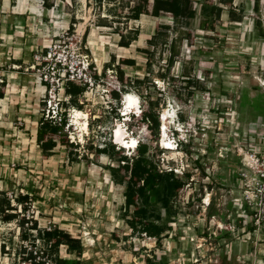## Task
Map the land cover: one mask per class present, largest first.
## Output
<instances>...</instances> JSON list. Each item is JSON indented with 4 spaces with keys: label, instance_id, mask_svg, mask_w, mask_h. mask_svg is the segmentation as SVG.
<instances>
[{
    "label": "rangeland",
    "instance_id": "obj_1",
    "mask_svg": "<svg viewBox=\"0 0 264 264\" xmlns=\"http://www.w3.org/2000/svg\"><path fill=\"white\" fill-rule=\"evenodd\" d=\"M46 1L53 7L47 9L43 0H0V42H2L0 43L2 44L0 45V58L4 60L0 65L1 71L20 70L30 73L26 69L32 63L13 69V65L8 60L14 56V47L7 43L4 44L2 41L15 40L14 37L10 36L15 35L16 38L23 27L28 30L30 26L36 31H41L40 36H34L33 39L36 40H53L54 36L62 34L68 29L70 32L76 31L78 38H84L88 30L86 43L84 41L83 46L84 52L91 54L96 61V67L98 70L101 69L102 71H100L103 73L102 63L105 59H102L101 56L105 52H116L122 33L127 35L142 24H148L145 21L150 20L145 16H141L138 22L128 19L131 8L135 6L138 0H105L102 5H97L88 0ZM214 1L217 2L218 0ZM259 2L260 11L258 13H243L244 19H246L245 28L241 26L233 32L222 31L224 40H200L201 33L194 31L192 37L194 47L187 46L186 39L180 41L178 48H180L181 54L178 57V63L172 70V76L176 78V81L171 82V85L165 83L163 86L166 88L165 92L158 89L155 81H162L158 77V72L162 73L166 69V59L169 56L167 46L159 43L154 49L145 44L147 49H143V54L137 57L138 65L125 69V74L129 78L143 79L148 75L146 64L149 58L144 50H154L155 53L152 57L153 72L150 78H153L155 88L153 86L148 89L142 87L140 91L145 95H150L153 100L160 99L157 109L159 115L163 114L165 108L171 114L177 112V104L178 109H181L186 118V121L182 122L183 125L179 126L175 123L179 128L184 126L179 138L183 140L186 149L179 147L178 151L174 152L164 150L162 139L159 136L158 146L161 152L157 153L155 158L160 171L180 169L184 174H189L188 184L177 198L180 205L179 216H177L175 227H173L174 231L171 232L169 241H173L178 234L180 252L185 253V250L192 249L190 255L192 264H202L201 259L203 257L196 251L197 247L206 246L211 253L213 252L211 248L213 250L217 248L213 238H208L206 243L201 240L205 232L212 234V232H218L222 229L233 231L236 227L231 223L222 225L220 229L218 223H215L210 227V230H207L205 226L208 223L205 221L203 212L205 209L203 198L210 192L213 198L239 196L241 200H244L243 181L240 174L246 171V161L249 156L256 154L264 162V119L261 121L262 123L249 124V117H252V113L249 114L246 109L245 112L237 114L236 107L234 108L231 104L232 99L233 102H236L242 96L243 89L257 87L261 90L259 93L264 90V78L262 76L264 74V56H262L264 47L261 43L254 44V47L251 39L253 23L260 21L264 27V0H259ZM236 9H239V5ZM236 13L240 14L239 11ZM228 21H230V17ZM159 22L171 26L167 38L170 41L179 38L180 31H187L185 27H179L178 30L174 22L167 16L159 18ZM101 24L107 26H100ZM222 24L221 21L219 26ZM248 32L250 36L244 37L245 33L248 34ZM50 43L51 41L47 42L45 47L49 46ZM41 51L42 48L33 53V58L35 54L41 53ZM28 52L25 57L31 56V53ZM204 52L211 53L205 54ZM254 52L258 53L256 58L253 56ZM130 54L135 57L136 50L134 47ZM191 59L195 60L197 66L193 74L198 76L206 86V90L196 91L192 97H188L187 90L183 87L185 84L182 83V61L189 62ZM106 60L110 62L109 59ZM106 70L107 76L110 73L108 71H112L113 76H115L113 67L106 68ZM4 88L6 92L7 83ZM131 93L139 97L136 90H132ZM84 96V98H78L77 106H65L70 110L75 108L90 114L89 133L88 135L84 134V141L79 143L80 129L78 126H72L73 118L68 116V111L66 113L69 127H65L64 134H67L68 138L70 135L74 136L75 142L79 144L75 150V152L78 151L76 153L77 160L74 162L70 160L69 156L71 149L60 143H58L53 156L45 159L30 132L29 135L21 137L13 136L15 127L20 130L25 126L13 124L12 120L11 122L0 121V180L3 181V184L0 185V207L5 205L6 200H10L16 211H10L9 214L19 216L18 219L12 221H5L0 217V264H19L20 254L26 252L22 248L23 241H27L29 246H35L36 240L39 238L35 233L29 232L30 237L28 239L22 238V234L32 227V222L35 220L40 229L54 227L53 219L57 218L56 220H60L57 222L69 225L67 230L73 232L78 230L76 226L70 227L72 226L70 225L72 223L71 218L67 220L73 214L70 212L73 209L67 203L72 202V193L77 195L78 192L79 194L83 192L84 195L88 193L94 196L99 192V196H103L105 200L112 198L111 200L116 199L121 202L124 187L116 186L113 188L107 185L111 184L112 178L110 172L105 168L109 165L117 166L120 155H127L129 152L123 148L120 155L115 154L113 159L105 155L96 159L92 155V151L87 150L88 144L91 143L94 147L97 145L103 147L105 142L114 144L113 132L120 125L129 133L130 138L148 143L152 148L156 146L157 143L141 131L140 118L133 116L132 121L127 123V130L121 116L124 103L113 100L107 101L105 94L102 93V88H94ZM80 101H83L84 104H80ZM139 101V108L141 109L133 110L137 114L144 109L142 98L139 97ZM43 108L44 106L42 110ZM256 110L260 112L259 109ZM42 114L43 112H41V116ZM173 118L169 120V127L174 126L172 124L176 119ZM190 125L194 128L191 129ZM74 145L76 144L74 143ZM115 149L116 151L120 150L117 145ZM130 153V158H134L135 152L131 151ZM173 153L174 155H172ZM83 156H88L89 159L86 160ZM262 162L260 167L264 168ZM256 168L258 169V167ZM234 174H238L236 185L231 183V175ZM8 184L9 186H7ZM19 195L22 197L17 202L15 198ZM66 199L70 200L66 201ZM189 202H191L190 205ZM250 208L251 224L257 231V239H251V242L256 245L258 253L255 256L257 259L258 254H260L259 251L264 250L260 245L264 243V217L258 223L257 216H255L258 209L252 206ZM65 219L67 222H62ZM91 219L93 220L84 218L80 223L81 227L86 230H93L97 226L101 228L102 223L95 222L96 218L91 217ZM63 228L66 227L63 226ZM144 238L141 237V239ZM248 238L246 240L249 241L250 238ZM136 239L138 238L134 239L137 246H142V244L145 246L146 243H151L150 241H136ZM242 239L241 236L240 240ZM159 245L160 249L163 250L171 247L172 244H169L165 238ZM7 246L10 248L9 251L6 250ZM211 253L207 260H211V264H214L215 258L213 259V257L215 256ZM129 255L131 256V254ZM59 256L65 259L69 258L66 256V248H60ZM97 256H99L97 257L99 261L105 259L103 252L98 253ZM176 257H179L173 259L176 264L189 262V257L184 254H177ZM203 261H206L205 258Z\"/></svg>",
    "mask_w": 264,
    "mask_h": 264
},
{
    "label": "trees",
    "instance_id": "obj_2",
    "mask_svg": "<svg viewBox=\"0 0 264 264\" xmlns=\"http://www.w3.org/2000/svg\"><path fill=\"white\" fill-rule=\"evenodd\" d=\"M43 1L47 9L53 7V5L47 3L46 0ZM88 1H93L97 5H102L105 0ZM233 1L234 0H218L217 2L214 0H138L135 6L131 8L128 19L136 21L139 20L142 15L153 17L170 16L173 18V22L178 30L179 27H185V29H187L185 32H179V38L170 41L167 38L171 26L158 24L157 34L152 40L148 41V45L151 48L155 49L159 43L169 48V56L166 59V69L162 73L158 72V77L162 81L169 85H171V82L176 81V78L172 76V70L178 63V57L181 54L178 43L186 39L187 46L194 47V41L192 40L194 31L202 30L215 32L217 26L221 23V17L224 11L223 5H229L231 7L229 10L231 22H242L244 15L242 12L237 14L232 9ZM100 26L107 25L101 24ZM256 27L259 32H263L260 21L256 22ZM87 36L88 30L83 38L85 42ZM138 36V30H131L127 35L122 33L118 45L120 47L129 48L134 41L138 40ZM144 52L149 56L146 64L149 76L147 75L143 79L129 78L126 76L124 68L127 66H135L136 61L133 59H121L117 66H113L116 62V58L112 56L111 61L104 67L101 78L98 75H96V78L98 80H106L105 83L110 89V97L115 102H121L124 94L136 90L139 97L142 98L144 106L142 114L138 117L140 118L141 131H143L145 136L151 137V140L157 143L156 146L152 148L150 144L139 141L138 148L134 151V158H130L127 155H120L123 148L116 151V144H112V142H105L103 147L99 145L94 147L90 143L87 145V150L92 151V155L96 159L103 155L109 156L112 159L115 154L120 155L119 160H117L119 163L117 166L109 165L106 166L105 169L110 172L114 184L121 185L125 188L126 211L133 209L129 225L133 233L141 235L146 233L148 237L156 238L157 243L160 244L162 239L169 238L167 232L173 230L171 224L174 223L177 220V216H179L178 211L180 205L177 198L188 184L189 174L178 176L173 171H160L159 164L156 161L155 157L157 153L161 152L158 146L161 121L160 115L157 112L160 99L153 100L150 95H145L140 91L142 87L148 89L153 86L155 88L153 78H150L153 72L152 57L155 51L144 50ZM195 64L196 62L193 59L189 62L182 61V83L185 84L183 87L187 90L188 97H192L196 91L206 90V86L200 81L198 76L193 74L197 68ZM112 67L116 74L113 78H110L107 76L106 68ZM92 71L96 72L94 65L92 66ZM85 90L86 88L79 83L69 84L67 93L72 96V99L70 104L64 103V105L77 106V100L83 95ZM259 91L257 87H252L250 89L246 88L240 98V105L243 108L248 107V110L251 112L256 109H259L260 112H264V92L259 93ZM4 93L5 88L0 91V99L3 98ZM252 93L257 94L252 96ZM116 115L118 114L116 113ZM178 117L180 122L184 123L186 121L183 112L180 111ZM67 125L68 120L66 116L61 126L54 125L52 122L45 121L41 118L37 130L36 141L45 159L53 156L58 143H60L71 149L69 152L70 160L72 162L77 160L76 153H78V151L75 152V150H77L76 147L79 146V144L74 145L73 142L70 143L67 134H64ZM181 149H186L183 144L181 145ZM83 158L86 160L89 159L88 156H83ZM21 197V195L17 196L15 201L19 202ZM188 204L190 205L191 202ZM5 205L0 207V217L5 221L18 219L19 216L17 214H9L10 211H16L11 201L6 200ZM29 232H37L38 237L45 240L46 243L51 242L53 244L51 256L53 257L54 264H81L79 259L83 254V245L80 239L73 237L70 233L58 227H54L51 231L40 229L36 220L32 222V227L30 229L25 230L22 234V238L28 239L30 237V234H28ZM62 247L66 248L67 253L75 255V258L65 259L60 257L59 251ZM146 262L147 264H167L166 260L163 258L158 262H154L150 258H147Z\"/></svg>",
    "mask_w": 264,
    "mask_h": 264
},
{
    "label": "crops",
    "instance_id": "obj_3",
    "mask_svg": "<svg viewBox=\"0 0 264 264\" xmlns=\"http://www.w3.org/2000/svg\"><path fill=\"white\" fill-rule=\"evenodd\" d=\"M259 3V0H234L232 9L235 12L239 11V13L242 12L244 14L250 12L258 13L260 11ZM238 5L239 9L237 10L236 7ZM222 7L224 8L221 17V21L223 22V24L221 26H217L215 32L196 30L201 33L200 40H224L225 38H223L221 34L222 31L233 32L241 26L242 28H245L246 19L243 18L242 22L228 21L229 10L231 7L229 5H223ZM142 16H145L150 20L145 21V23L147 22L148 24H142L138 29H136L139 31L138 40L134 41L129 48L119 46L116 52H105L101 56L102 59H105L102 63L103 68L109 63L106 59H109V61H111L112 56L116 58V62L114 63V65H118L121 59H133L136 61V65H138L137 57L143 54L142 51L143 49H147L148 41L152 40L157 34V25L160 24L159 18H162L149 15ZM167 17L173 21L172 17ZM139 20H136V22H138ZM253 24V30L251 34L253 46L255 47L254 44L256 43H261L264 47V27L262 26L263 32H259L256 27V22ZM28 28L29 29L26 30V28L24 29L23 27V30L16 36L17 39L15 38V35L10 36L14 37L13 39L15 40H2L4 41V44L7 43L14 47V56L9 58L8 60L10 61L11 65L24 67V65L32 63V54L37 52L40 48H45V44L51 41L33 39L34 36H40L39 33L41 31H36L35 28H30V26ZM247 35L250 36V33H245L244 37H247ZM87 43L90 42L87 41ZM145 44H147V46H145ZM133 47L136 50L135 57L131 56L130 54ZM91 49H93L92 46ZM27 51L31 53L30 57H25V55H27ZM204 53L210 54L211 52ZM257 55L258 53L254 52L253 56L255 58ZM253 56L250 57L253 58ZM262 56H264V52ZM3 61L4 60H1L0 58V65ZM133 67L127 66L124 68V71L126 68ZM3 73L6 76L7 91L4 93L3 98L0 99V121L11 122L12 120L14 122H12L13 124H20L25 126L20 130L15 127L13 136L21 137L29 135L30 132L31 135H33L32 138L36 141L37 130L42 118L41 110L44 106V89L41 85L35 82V79L31 73H26L25 71L20 70L11 72L3 71ZM262 76L264 78V74ZM244 90L245 89H243V92ZM255 95L252 94V96ZM240 98L241 96L236 102H233V99L231 101L232 106H234V108L236 107L237 109V114L243 113L246 111V109H249L248 107L243 108L240 105ZM176 107L177 110L181 111V109H178L179 106L177 104ZM248 112L249 114L252 113V117H249V124L262 123L261 121L264 119V112H258L256 110L253 112L248 110ZM177 114L179 116L178 112ZM234 173H236V171H234ZM237 177L238 174H234L233 176L231 175V183L236 185ZM2 182L3 181L0 180V185ZM85 185L86 184H84V186ZM107 185H110L113 188H115L116 186H121L114 184L113 181H111V184L109 183ZM7 186H9V184ZM13 187H15V185H13ZM123 191H125V188ZM122 198L123 199L121 200V202H119L116 199L111 200L112 198H107V200H105L103 196H99V192H97V194H95L94 196H91L88 193L84 195L83 192L82 194H79L78 192L77 195L72 193V202L67 203H69L70 207L73 209L70 210V212L73 213V216L71 215V217H68L67 220H70L71 218L72 223L70 225L72 226L70 227L76 226L78 227V230H75L76 232L67 230L69 229L68 224L57 222L60 221L56 220L57 218L53 219L55 227H58L59 229L70 233L73 237L81 240L83 245V254L79 259L81 264H147V258H150L154 262H158L159 260H161V258H163L164 260H166L167 264H176L173 259L179 258L176 257L177 254H184L189 257V262H184L183 264H192V260L190 261L192 249L190 248V250L188 251L185 250V253L180 252V245L178 246L179 235L176 234V237L173 239V241H169L171 232L174 231V228L171 232H167L169 234V238H166L168 240V243L172 244L173 246L171 245V247L166 249L164 248L163 250L160 249V245L157 243L156 238L152 240H149L147 238L141 239V237L143 238L141 234L133 233V230L129 225L133 209L126 211L124 192L122 194ZM208 199H210V201H208ZM69 200L70 199H66V201ZM202 201H206V203L208 204L204 206L205 209L203 210L205 214V221L209 224V226L208 224H206L205 226L207 230H210V227L215 223H218L219 228L222 225L231 223H233L236 227L233 231L222 229L218 232H212V234L205 232L201 240L206 243L208 238H213L215 241V247L217 248L216 250H213V248H211V251H213L211 253L210 249L206 246V248L197 247L196 251L199 252L200 256L203 257V259L205 258L206 260L203 261V259H201V263L211 264V260H207L208 256H210L211 253L215 256L213 257V259L215 258L214 264H264V250L259 251V257L257 256L258 258L256 259L255 255H257L258 253L256 245L251 242V239H257V231L251 224V208L248 203L243 199L241 200L239 196H231L229 198H222L221 196H219L213 198L210 192L207 193L206 197H204ZM91 217H93L94 219L96 218L94 220L95 222L102 223V225L100 226L101 228H98L97 226L93 230H86L85 228L81 227L80 223H82L84 218L93 220L91 219ZM67 220L65 219V221L62 222H67ZM171 225L172 227H175V222ZM63 226H65L66 228H63ZM241 236L243 238L242 240H240ZM247 237L250 238L249 241L246 240ZM135 238H138L136 239V241H150L151 243H146L145 246L144 244H142V246H137L134 240ZM260 245L264 249V243ZM101 252H103V255H105V259L99 261L97 258L99 256H97V254ZM129 254H131V256ZM66 256L69 257L68 259L75 258V255H71L67 253V251Z\"/></svg>",
    "mask_w": 264,
    "mask_h": 264
},
{
    "label": "built area",
    "instance_id": "obj_4",
    "mask_svg": "<svg viewBox=\"0 0 264 264\" xmlns=\"http://www.w3.org/2000/svg\"><path fill=\"white\" fill-rule=\"evenodd\" d=\"M83 46V38H78L76 31L70 32L68 29L62 34L54 36L49 46L43 48L41 53L35 54L32 64L26 69L27 72H30L33 75L35 82L41 85L44 89V108L42 110V118L45 121L52 122L54 125L61 126L67 111L69 112L68 116H72L70 113H73L76 110L75 108L72 110H70V108L67 109L64 105V103L70 104L72 99V96L67 93V88L71 83H79L86 88L83 95L79 98H84V95L88 94L90 90H93L94 88H102V93L105 94L107 101L113 100L110 97V89L108 85L103 79L98 80L96 78V75L101 78L102 72L96 67V61L91 54L84 52ZM93 65L95 66L96 72L92 71ZM13 69H18V67L13 65ZM108 72L112 73L108 74L110 78H113V72ZM155 83L158 86V89L162 92L166 91V88L163 87L165 84L164 81L156 80ZM5 84L6 76L3 71L0 70V91L4 89ZM125 99L126 95H123L121 102L124 103ZM80 104L83 105L84 102L80 101ZM123 109H125V105ZM86 113L89 114V112ZM141 114V112L139 114L131 112L129 117H127L125 116L124 111H122L121 116L123 117L124 125L127 127V123L132 121L133 116L140 117ZM178 118L179 117L175 115L173 119L176 120H174L172 124L174 126H167L166 130H163L162 114L160 115V137L165 133L166 138L174 144L175 151H178L179 147L183 144V140L179 137L183 132L184 126L179 128L183 123L178 121ZM175 123L179 126H176ZM66 127H69V125ZM190 128L193 129L194 127L190 125ZM69 138L71 143L74 141L73 143L77 145L74 136L70 135ZM114 139L115 138L113 137V140ZM137 143L139 145L138 139ZM116 145L119 146L118 144ZM120 148L121 147L119 146V149ZM163 149L170 151L165 148ZM130 155L131 154H128L129 157ZM246 162V171L245 173L240 174L243 181L244 200L249 206L258 209L256 210L257 212L255 216H257V222L260 223L262 217H264V168L260 167L262 161L261 158L256 156V154L249 156V159ZM262 163V166L264 167V162ZM256 167H258V169ZM161 171H173L177 175H185L180 169ZM203 204L208 205L206 201H203ZM54 227H45L44 230L51 231ZM221 227L222 226H220V228ZM34 233L37 235V232ZM142 236L149 240L154 239L148 237L146 233H143ZM22 248L26 252L22 253V255L20 254L19 264H54L53 257L51 256V251L53 249V244L51 242L46 243L45 240L39 237L36 240L35 246H29L27 241H23ZM9 249L10 248L7 246L6 250L9 251Z\"/></svg>",
    "mask_w": 264,
    "mask_h": 264
},
{
    "label": "bare ground",
    "instance_id": "obj_5",
    "mask_svg": "<svg viewBox=\"0 0 264 264\" xmlns=\"http://www.w3.org/2000/svg\"><path fill=\"white\" fill-rule=\"evenodd\" d=\"M124 95H126V99L124 102L125 109H123L125 116H129L130 113L133 112V110L135 109H138V110L141 109L139 108L140 101H139L138 96L132 93H126ZM174 115H175V112L171 114V112L165 108L162 114L163 130H166L169 124V120L172 119ZM72 118H73L72 126H78V128L80 129V132L78 135V142L82 143L84 141V134L89 133V114L77 109L73 112ZM170 123L172 124V122ZM113 134L115 138V143L125 147L126 149L127 148L130 149V151L133 147L137 145V139L132 138V137L131 139H129V137H127V132L120 125L115 128V131L113 132ZM161 137H162V140H161L162 147L170 150L171 152H174L175 151L174 145L166 138L165 133ZM172 155H174V153ZM208 201H210V199H208Z\"/></svg>",
    "mask_w": 264,
    "mask_h": 264
},
{
    "label": "clouds",
    "instance_id": "obj_6",
    "mask_svg": "<svg viewBox=\"0 0 264 264\" xmlns=\"http://www.w3.org/2000/svg\"><path fill=\"white\" fill-rule=\"evenodd\" d=\"M177 112L179 113V112H180V110H177ZM177 112L175 113V115H176V116H178Z\"/></svg>",
    "mask_w": 264,
    "mask_h": 264
}]
</instances>
